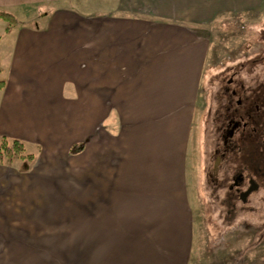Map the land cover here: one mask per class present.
Segmentation results:
<instances>
[{
  "label": "crops",
  "instance_id": "1",
  "mask_svg": "<svg viewBox=\"0 0 264 264\" xmlns=\"http://www.w3.org/2000/svg\"><path fill=\"white\" fill-rule=\"evenodd\" d=\"M262 2L0 0L13 14L40 11L8 34L0 21V138L51 157L65 143L68 153L90 142L93 215L105 213L107 227L146 238L156 253L183 247L188 132L174 111L190 126L208 48L198 33ZM116 123L109 139L102 132Z\"/></svg>",
  "mask_w": 264,
  "mask_h": 264
},
{
  "label": "rangeland",
  "instance_id": "2",
  "mask_svg": "<svg viewBox=\"0 0 264 264\" xmlns=\"http://www.w3.org/2000/svg\"><path fill=\"white\" fill-rule=\"evenodd\" d=\"M39 12L12 14L20 22ZM262 25L264 0L254 10L220 15L199 30L208 48L190 126L185 111H174L175 120L185 121L182 131L188 132L183 193L191 224L183 247L156 253L146 238L107 227L111 222L103 221L105 213L93 215L86 203L90 142H83L82 151L68 153L65 143L62 156L55 151L59 156L54 157L46 152L39 156L36 152L42 150L33 153L26 146L33 161L15 157L0 162V264H264V232L244 231L241 225L227 231L215 226L214 217L206 216L201 185L205 155L215 143L208 117L214 91L223 84L229 62L257 49ZM116 126L101 132L108 137ZM38 159L47 163L45 170Z\"/></svg>",
  "mask_w": 264,
  "mask_h": 264
},
{
  "label": "flooded vegetation",
  "instance_id": "3",
  "mask_svg": "<svg viewBox=\"0 0 264 264\" xmlns=\"http://www.w3.org/2000/svg\"><path fill=\"white\" fill-rule=\"evenodd\" d=\"M257 49L229 62L208 113L215 143L201 170L206 216L223 230L264 232V25ZM212 109V108H211ZM207 117V118H208Z\"/></svg>",
  "mask_w": 264,
  "mask_h": 264
},
{
  "label": "trees",
  "instance_id": "4",
  "mask_svg": "<svg viewBox=\"0 0 264 264\" xmlns=\"http://www.w3.org/2000/svg\"><path fill=\"white\" fill-rule=\"evenodd\" d=\"M0 20L6 22L4 34H8L12 28L18 25L17 19L14 15L6 10L0 9ZM5 81L0 79V90L5 87ZM83 150V144H76L70 148V152H79ZM19 158L25 162H31L34 159L32 153L26 152V145L19 139H10L6 137L0 138V162L4 160H11L13 158Z\"/></svg>",
  "mask_w": 264,
  "mask_h": 264
}]
</instances>
